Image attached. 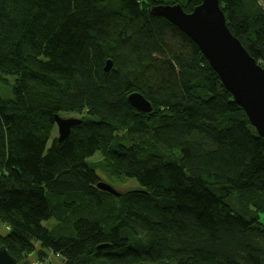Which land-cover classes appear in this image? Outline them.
<instances>
[{
    "label": "trees",
    "instance_id": "trees-1",
    "mask_svg": "<svg viewBox=\"0 0 264 264\" xmlns=\"http://www.w3.org/2000/svg\"><path fill=\"white\" fill-rule=\"evenodd\" d=\"M178 3L202 0H0V244L20 263L39 243L64 264H264V138L151 14ZM220 3L264 67V0ZM72 114L82 124L51 142ZM100 173L137 188L101 191Z\"/></svg>",
    "mask_w": 264,
    "mask_h": 264
},
{
    "label": "water",
    "instance_id": "water-1",
    "mask_svg": "<svg viewBox=\"0 0 264 264\" xmlns=\"http://www.w3.org/2000/svg\"><path fill=\"white\" fill-rule=\"evenodd\" d=\"M151 14L170 21L199 47L225 89L244 109L259 136L264 138V67L231 32L220 0H202L191 13H187L180 3L154 5ZM111 67L109 60L105 70ZM128 100L139 111L151 112L153 109L151 102L140 92L131 93ZM55 122L60 144L70 136L73 127L83 121L56 115ZM98 189L117 197L123 194L104 182L98 184ZM0 264L23 263L13 257L6 246H0Z\"/></svg>",
    "mask_w": 264,
    "mask_h": 264
},
{
    "label": "rangeland",
    "instance_id": "rangeland-1",
    "mask_svg": "<svg viewBox=\"0 0 264 264\" xmlns=\"http://www.w3.org/2000/svg\"><path fill=\"white\" fill-rule=\"evenodd\" d=\"M10 95V88L7 86H2L0 85V97L2 98H6L7 96ZM64 118H79L78 115H66L63 116ZM59 133H58V129L56 128L52 137L51 142L58 138ZM94 161L100 160V157L96 156L94 159ZM102 181L104 183H108L111 186H113L116 190H118L119 192H125L134 188H137V184L134 181H120L117 178H112L109 177L108 175L104 174V173H100ZM234 202L237 204H235V206L238 205H245V201L243 199V197L241 195H236L234 197ZM56 222L55 221H49L46 222L44 225L47 228H53L54 226H56ZM2 227V226H1ZM9 234V229H7V232L5 234V228L2 227V232H0V238L2 237H7V235ZM1 246V244H0ZM22 258H24L23 260L25 262H23V264H64L63 261L61 260V258L58 255L53 254L51 251L44 249L42 247L41 244L39 243H34L31 250L24 253ZM96 264V263H94Z\"/></svg>",
    "mask_w": 264,
    "mask_h": 264
},
{
    "label": "bare ground",
    "instance_id": "bare-ground-1",
    "mask_svg": "<svg viewBox=\"0 0 264 264\" xmlns=\"http://www.w3.org/2000/svg\"><path fill=\"white\" fill-rule=\"evenodd\" d=\"M2 224L0 223V232H2ZM5 232H6V229H5Z\"/></svg>",
    "mask_w": 264,
    "mask_h": 264
},
{
    "label": "crops",
    "instance_id": "crops-1",
    "mask_svg": "<svg viewBox=\"0 0 264 264\" xmlns=\"http://www.w3.org/2000/svg\"><path fill=\"white\" fill-rule=\"evenodd\" d=\"M2 227H4L6 229V232H7V228L5 226H3V225H2ZM6 232H5V234H6Z\"/></svg>",
    "mask_w": 264,
    "mask_h": 264
}]
</instances>
